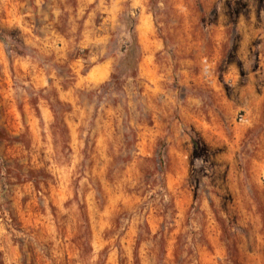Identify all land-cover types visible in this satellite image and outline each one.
<instances>
[{
    "label": "rangeland",
    "instance_id": "1",
    "mask_svg": "<svg viewBox=\"0 0 264 264\" xmlns=\"http://www.w3.org/2000/svg\"><path fill=\"white\" fill-rule=\"evenodd\" d=\"M0 264H264V0H0Z\"/></svg>",
    "mask_w": 264,
    "mask_h": 264
}]
</instances>
